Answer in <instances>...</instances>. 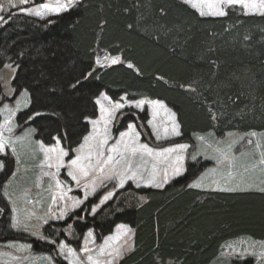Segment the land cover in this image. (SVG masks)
Returning a JSON list of instances; mask_svg holds the SVG:
<instances>
[{"label":"trees","instance_id":"1","mask_svg":"<svg viewBox=\"0 0 264 264\" xmlns=\"http://www.w3.org/2000/svg\"><path fill=\"white\" fill-rule=\"evenodd\" d=\"M42 1L15 0L19 5L5 10L9 0H0V17L7 19L0 25V81L11 74L0 86V100L7 101V92L26 93L28 106L16 122L19 129L31 126L36 141L48 146L59 139L67 159L73 158L87 121L97 117L101 93L114 102L125 97L166 104L180 132L167 144L194 150V135L264 132V16L235 7L224 17H201L181 0H81L46 21L14 13ZM106 55L120 56L121 63L97 66ZM130 111L118 115L114 134L138 123ZM139 132L144 143L162 148L146 127ZM8 159L0 185L14 169ZM208 164L188 163L162 189L128 185L93 216L70 222L74 235L92 230L99 241L114 226H129L133 248L118 264H211L229 241H264V191L192 187ZM10 217L0 190V242L27 243L56 261L53 246L12 230ZM70 218L51 231L45 227L44 237L63 235Z\"/></svg>","mask_w":264,"mask_h":264},{"label":"rangeland","instance_id":"2","mask_svg":"<svg viewBox=\"0 0 264 264\" xmlns=\"http://www.w3.org/2000/svg\"><path fill=\"white\" fill-rule=\"evenodd\" d=\"M80 1L81 0H79V2ZM181 1L183 2V0ZM45 2H49V0L42 1V3ZM8 5L15 7L19 4L16 3L15 0H11V2L9 0L8 3L4 4L3 8L6 10ZM38 5L39 4H34L28 7H24L14 13L16 15H21L37 21H46L52 17L64 13L62 12L58 15L50 14L48 16H45L44 18H39L26 15L23 11L24 9H31ZM240 10L243 12L242 9ZM243 14L245 13L243 12ZM6 23L7 19H5L4 17H0V25L2 26ZM103 57L104 56L99 57L102 63ZM109 65L112 64H108L107 66ZM103 95H105V93H101L97 99H100ZM6 97L8 98L6 102L0 100V124L4 123L6 117L11 118L12 125L14 126L13 132L11 134L5 133V135L10 136L12 140V146L16 148V155L12 154L11 147L6 148L5 152L0 154V165H3V167L0 168V172L3 170L5 165H7V163L5 162L6 158L7 160H9L8 157L11 158L14 164L13 172H11L10 176L6 177L2 182L3 185H0V190L2 192V196L8 203L11 210L10 227L12 230L19 231V233H22L23 235H28L34 240H39L42 243L53 246L56 261L46 254L34 253L27 243L0 242V264H59V262L69 264V260L65 258V255H62L59 252L60 243L66 244L67 246L73 248L79 256L85 257L86 254L82 251L85 239L89 240V248L98 249L99 246L103 245L104 241L109 236L117 235V229L120 225L123 224L114 226L110 234L97 241L92 230L86 231L82 236H78V234L74 235V229H72L73 224H71L74 220L83 221L84 217L87 214L93 216L104 204L112 200L114 195H116L121 189H124L125 187L127 188L128 185L135 189H141L145 187L152 189H162L172 180L181 176L185 172L188 163H199L200 160H205L209 163L207 165V168L203 170V174H201L196 180L191 183V185L198 184V188L204 190H222L225 187L224 184H226L227 186L228 184L232 183V185L229 187V189L231 190L240 189L247 191H261V189H264V164L260 163L262 153H264V132H249L244 135H239L237 133H228L222 138H216L213 134L209 133L205 135L193 136L196 149L193 150L187 147L186 151L183 153L184 160L182 173L178 176H175L171 171H169L168 182L164 183L162 187L158 188L154 186H148L146 185L145 180L134 181L131 179L127 180L123 187H120L119 179L117 177H113L110 180H101L97 179L95 175H90L87 180V183L89 184V194L87 198H85V189L83 186L85 181H81V184L77 185L75 181L71 180V178L67 176V168H61L56 176L64 186L65 190L71 188V191L67 193L68 197L80 199L83 201V203L74 209L71 207V200L60 201L58 199L57 202L53 204L51 196L56 191L55 181L50 177L42 176L40 164L44 160V154L39 149L40 142L34 139V131L31 126L19 129V124L16 122V114L28 106L26 93H20L17 96H13L12 92H7ZM142 99L149 101L145 98ZM139 100L141 99H129L124 97V100L119 99L117 101L124 103L125 107H123L116 113L115 118L113 119L111 124L108 125V135L110 139L108 140V145L105 146L106 155L108 154L107 148L111 147L116 142V140L119 139L120 133L128 130L129 124L133 125L136 132L140 134L139 143L141 144L146 143L143 142L139 129L141 127H146L149 135L148 137L154 142V145L159 146L158 144H160L162 146V148L153 147V149L157 151H162L165 148L178 147L179 145H181L179 143L167 144L171 143L172 140H175L179 137V135L176 136L171 134V121L168 119L167 113H165L163 110H158V114L154 118L153 108L148 103H145L142 109L129 106L130 104H134ZM164 105L168 109L169 113H173L172 110H170L166 106V104ZM97 109V117L87 121L88 132L85 136H88L93 132L92 124L90 123V121L98 120L100 118L99 105H97ZM129 109L131 110V115H134L138 123H128V125L123 130L114 134V126L116 125L118 115L124 114V111ZM142 114L145 115V120L143 122H141L140 119V115ZM149 121H152V123L157 126L161 135V139L157 140L152 124H150ZM98 127L100 128V135H103V125L101 124ZM165 127L169 129L167 138H163ZM251 133H255L256 135L252 136ZM20 137H23V139L17 140V138ZM199 137H204V140L201 141ZM56 141L57 140H54L53 144L45 146L54 147L56 145ZM83 141L84 138L82 139L81 144H83ZM80 145L77 148H79ZM76 149L73 150V158H75L76 156ZM220 152H226L230 155V157L234 159H232L231 163H229L228 161H223L220 158ZM17 156L19 157V164L17 163ZM173 156H175V153L173 154ZM193 156H195V159H193ZM145 159L148 160L147 168L150 170L153 161L149 157H146ZM64 160L67 163L70 159H67L66 156L64 157ZM160 167L163 168V165H160ZM44 171L53 173L56 172L55 168H45ZM147 175L148 173L145 172V178H147ZM162 177L163 173L161 172L160 177H158V180L161 182ZM93 180H95L96 183L95 192L91 191V183ZM137 182H139V187H137ZM49 184H52L53 186L52 191H49L48 189ZM6 192L7 195H5ZM109 192L113 193L111 199L107 200L103 204H100L103 196H105ZM93 207H96L97 209L94 214L91 211ZM13 208H15V212L13 211ZM49 208H51V212H49ZM65 209L66 215L62 219H57V217H59L60 211ZM78 211H80L79 215H74V213ZM13 217H16L20 221V223L16 227L12 226ZM69 217H71V221H67V224L64 225L62 232L63 235L57 236L55 239L53 236H51V238L44 237V235L46 234V232H44L45 227L48 226L49 228L47 231H51L52 224L66 222ZM25 225H27V228H25ZM126 227L128 229H131L129 226ZM89 231H91L93 234L91 238L87 237V233ZM119 244L123 245V248L121 249L122 256L119 259L115 260L114 264H118V262L123 257H125L132 251V229L130 233L121 237ZM21 245L27 247L21 249ZM129 245H131L130 248ZM229 245H231L232 247H229ZM233 249H235V251H233ZM261 252H264V241L258 243L248 239L233 240L221 246L219 257L211 264H264V257L259 255ZM93 255H95V252H93ZM249 258L252 259L251 262L247 261V259ZM100 259L104 261L105 259L110 258L101 257Z\"/></svg>","mask_w":264,"mask_h":264},{"label":"snow or ice","instance_id":"3","mask_svg":"<svg viewBox=\"0 0 264 264\" xmlns=\"http://www.w3.org/2000/svg\"><path fill=\"white\" fill-rule=\"evenodd\" d=\"M27 3L28 0H19V4ZM78 3L79 0H49V2L40 3L36 7L24 9L23 11L26 15L44 18L50 14L58 15L62 12H66ZM183 3L196 10L201 17H224L228 15L226 9L235 7L242 9L245 14H259L264 16V0H183ZM118 63H121L120 56L110 57L106 55L103 57V63L99 57L96 59V64L101 67H105L108 64L114 65ZM127 66L129 68L133 67L131 63ZM73 87H75V85H73ZM121 100H124V97H121ZM145 103L152 106L154 118L158 114V110H163L167 113L168 119L171 121V134L176 136L180 135L175 113H169L168 109L162 102L158 100L146 101L141 99L129 106L142 109ZM96 104L99 105L100 118L98 120L90 121L93 132L84 137L83 144L76 149L75 158L70 159L67 163L65 162L64 157L68 156V151L61 147L59 139H57L54 147H46L43 143L39 144V149L44 154V160L40 164L42 176L50 177L55 181L56 191L51 196L53 204H55L58 199L60 201L71 200V207L74 209L83 203L80 199L68 197L67 193L71 191V188L65 190L64 186L56 176L61 168H67V176L75 181L77 185H80L81 181H85L83 185L85 189V198H87L89 194V184L87 183V180L90 175H95L97 179L101 180H110L113 177H117L119 179L120 187H123L125 182L131 179L134 181L145 180L146 185L159 188L162 187L164 183L168 182L169 171L175 176L182 173L184 160L183 153L186 151L188 145L181 144L178 147L165 148L162 151H157L149 147L147 144L139 143L140 134L136 132L135 127L131 124L128 125V130L120 133L119 139L116 140L111 147L107 148L108 154L106 155L105 146L108 145V140L110 139L108 135V125L111 124L116 113L125 107V104L114 102L107 95H103L100 99H97ZM36 115H39V113ZM213 119H215V117H213ZM149 123L152 124L157 140L161 139L157 126L153 124L152 121H149ZM101 124L103 125V135H100V128L98 127ZM13 127L10 117H6L4 123L0 124V154L4 153L6 148L11 147L12 154L16 155V148L12 146L10 136L5 135V133L11 134L13 132ZM168 134L169 129L165 127L163 138H167ZM251 135L255 136L256 134L251 133ZM22 139L23 137L17 138V140ZM199 139L203 141L204 137H199ZM174 153L175 156H173ZM146 157L151 158L153 161L150 170L147 168L148 160L145 159ZM220 158L229 163L234 159L226 152H220ZM193 159H195V156H193ZM17 163H20L18 156ZM260 163L264 164V153H262ZM160 165H163V168H161ZM2 167L3 165H0V168ZM45 168H55L56 172L44 171ZM145 172L148 173L147 178L144 176ZM161 172L163 173L162 182L158 180ZM139 186V182H137V187ZM191 186L198 187L199 185L195 184ZM52 188V184H49V191H52ZM95 189L96 183L95 180H93L91 183V191L95 192ZM261 191H264V189H261ZM5 195H7V192ZM112 195V192L107 193L101 199L100 204L111 199ZM96 210V207L91 209L93 214ZM13 211L15 212V208H13ZM49 212H51V208H49ZM65 215L66 209L61 210L57 219H62ZM19 223L20 221L16 217H13L12 226L16 227ZM25 228H27V225H25ZM130 232L131 229H128L125 225H120L117 229V235L109 236L98 249L89 248V240L85 239L84 247L82 249L86 254L85 257L79 256L73 248L64 243H60L59 252L62 255H65V258L69 260V264H114V261L122 256L121 249L123 248V245H120L119 241L122 236L127 235ZM92 235L91 231L87 233L88 238H91ZM20 247L21 249H24L27 246L21 245ZM130 247L131 245H129V248ZM229 247L232 246L229 245ZM233 251H235V249H233ZM93 252H95V255H93ZM259 255L264 257V252H261ZM101 257H108L110 259L102 261L100 259Z\"/></svg>","mask_w":264,"mask_h":264},{"label":"crops","instance_id":"4","mask_svg":"<svg viewBox=\"0 0 264 264\" xmlns=\"http://www.w3.org/2000/svg\"><path fill=\"white\" fill-rule=\"evenodd\" d=\"M231 185H232V183L228 184L227 186H226V184H224L225 187L223 188V190L224 189L228 190ZM195 188H198V187H195ZM198 189H201V188H198ZM217 191H221V190H217Z\"/></svg>","mask_w":264,"mask_h":264},{"label":"water","instance_id":"5","mask_svg":"<svg viewBox=\"0 0 264 264\" xmlns=\"http://www.w3.org/2000/svg\"><path fill=\"white\" fill-rule=\"evenodd\" d=\"M6 77H10V76H6Z\"/></svg>","mask_w":264,"mask_h":264}]
</instances>
